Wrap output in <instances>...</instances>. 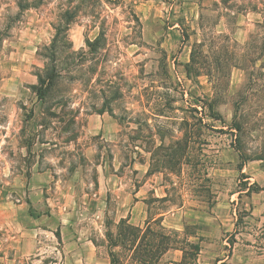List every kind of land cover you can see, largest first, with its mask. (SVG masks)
Returning <instances> with one entry per match:
<instances>
[{
    "label": "rangeland",
    "instance_id": "obj_1",
    "mask_svg": "<svg viewBox=\"0 0 264 264\" xmlns=\"http://www.w3.org/2000/svg\"><path fill=\"white\" fill-rule=\"evenodd\" d=\"M79 251L264 264V0H0V264Z\"/></svg>",
    "mask_w": 264,
    "mask_h": 264
},
{
    "label": "trees",
    "instance_id": "obj_2",
    "mask_svg": "<svg viewBox=\"0 0 264 264\" xmlns=\"http://www.w3.org/2000/svg\"><path fill=\"white\" fill-rule=\"evenodd\" d=\"M38 81H39V83L41 84V85H43V88H42V90H38V89H36L35 90V92H36V94H37V96L39 95V99L40 100H43L44 98H46V96H47V94H48V92L51 90V88L53 87L52 85H53V81L54 80H52V78L50 77V76H48L47 77V81L46 82H43L44 81V79H42L41 77H39V79H38ZM36 87V86H35ZM33 89H35V88H33ZM149 223H146V228L145 229H148L149 228ZM123 227H125V228H128V229H131V230H138V228H136V227H133V226H131L129 223H128V220H126V219H120L119 220V222L116 224V229H117V236H121V230L120 229H122ZM110 242H111V240H109ZM193 249H194V251L197 253L198 252V248H197V246H194L193 247ZM195 253V254H196ZM112 256V255H111ZM184 260H185V257L183 256V260L181 261V263H183L184 262Z\"/></svg>",
    "mask_w": 264,
    "mask_h": 264
},
{
    "label": "crops",
    "instance_id": "obj_3",
    "mask_svg": "<svg viewBox=\"0 0 264 264\" xmlns=\"http://www.w3.org/2000/svg\"><path fill=\"white\" fill-rule=\"evenodd\" d=\"M96 116L99 117V120L101 121L105 117V111H101L99 114H96ZM110 181H111V179H109L108 181L106 180V183H109ZM128 194L131 196V198L133 200H135V202H136L135 204H137L139 202L138 201V191L135 190V191L128 193ZM134 208H135V206L131 208V211L129 210V212H127L126 214L121 215L120 219H126L129 222L131 219H128V217H129V215L130 216L133 215ZM133 227L140 228L138 226H133ZM78 254H79V264H89L88 263L89 254L87 252L82 253V251H79Z\"/></svg>",
    "mask_w": 264,
    "mask_h": 264
}]
</instances>
